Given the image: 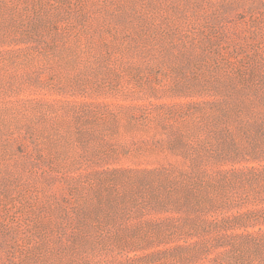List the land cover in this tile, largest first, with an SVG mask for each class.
I'll list each match as a JSON object with an SVG mask.
<instances>
[{
    "label": "rangeland",
    "instance_id": "obj_1",
    "mask_svg": "<svg viewBox=\"0 0 264 264\" xmlns=\"http://www.w3.org/2000/svg\"><path fill=\"white\" fill-rule=\"evenodd\" d=\"M0 264H264V0H0Z\"/></svg>",
    "mask_w": 264,
    "mask_h": 264
}]
</instances>
